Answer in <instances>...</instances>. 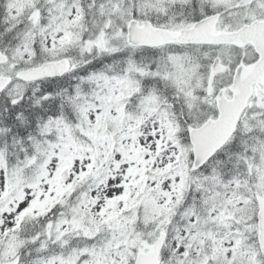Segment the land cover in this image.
<instances>
[{
	"label": "snow or ice",
	"instance_id": "6c2138e0",
	"mask_svg": "<svg viewBox=\"0 0 264 264\" xmlns=\"http://www.w3.org/2000/svg\"><path fill=\"white\" fill-rule=\"evenodd\" d=\"M0 264H264V0H0Z\"/></svg>",
	"mask_w": 264,
	"mask_h": 264
}]
</instances>
